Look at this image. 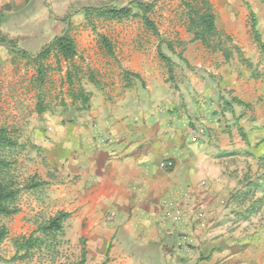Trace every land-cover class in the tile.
<instances>
[{"label":"crops","instance_id":"crops-1","mask_svg":"<svg viewBox=\"0 0 264 264\" xmlns=\"http://www.w3.org/2000/svg\"><path fill=\"white\" fill-rule=\"evenodd\" d=\"M40 1L0 0V27L22 21L14 27L31 24L34 31ZM246 1L264 25V0ZM217 4L225 15L219 25L245 42L239 27L248 9L241 0ZM70 11L58 16L54 35L68 30V19L70 26L84 23ZM1 39L0 84L6 81L10 94L9 80L27 61ZM76 46L73 60L81 57ZM181 55L190 65L174 57ZM213 55L190 43L167 54L172 66L140 50L122 54V67L100 72L67 65L64 105L71 114L42 112L45 123L36 114V197H44L42 210L56 204L71 213L66 226L74 238L88 235L85 264H264V86L242 74L237 60L212 66ZM28 61L35 78L36 63ZM231 70L219 87L215 75ZM16 89L38 103L40 89ZM163 160L174 167H160Z\"/></svg>","mask_w":264,"mask_h":264},{"label":"rangeland","instance_id":"rangeland-1","mask_svg":"<svg viewBox=\"0 0 264 264\" xmlns=\"http://www.w3.org/2000/svg\"><path fill=\"white\" fill-rule=\"evenodd\" d=\"M129 1L131 0H41L39 6L32 13L34 16L32 21L36 20L34 31L31 24L26 25L25 30L22 26L18 29L14 27L22 21L4 23L0 27V30L4 31V35H0V39L8 40L16 48L35 57L55 39L54 29L60 14L71 9L72 15L69 13L67 16L82 15L83 24L68 26V30L71 29V35L79 46L81 57L70 62L58 58L55 53H51L44 60L48 70L42 89L45 106L43 112L47 114L53 112L56 113L54 115H57L59 112L68 109L70 113L71 107L64 105V101L68 97L66 95L68 82L65 75L67 65L73 67L75 65L87 66L100 72L101 68L122 67L124 60L121 55L134 50L146 51L149 52V55L155 53L156 57L164 61L159 55L160 45L166 56L173 54L174 51L183 53L190 43H193L194 46L202 45L206 50L216 55L219 54L218 56L213 55L212 66L217 68L224 64L232 66L237 60L236 65L241 69L242 74L247 71L251 78L257 81L258 85L262 83L264 86V81H261V79L264 80V49L262 46V44L264 45V25H259V23L257 25L261 35L260 42L252 33L253 17L258 21V14L248 5L246 0H241V2L248 9V20L245 27H239V33L243 31L248 39L242 44L234 41V37L226 32L224 25H219V22L224 21L223 16H225L224 13L220 12V7L217 4L220 0L213 2L209 0L217 16L218 28L229 34L233 40L229 55L221 51L213 52L206 48L202 42L193 40L192 33L187 30L185 6L182 4V0H154L153 2L142 3L150 5L144 8H140L138 6L140 2H136L132 4V14L120 18V20L107 19L104 16H92L91 21L94 27L87 20L85 11L77 10L79 8L83 10L98 7L117 8ZM260 12L258 11V13ZM253 13H255L254 16ZM144 15L155 23L159 34H155L147 27L143 19ZM27 22L30 21L27 20ZM10 32L15 33L19 38H11L13 36L9 35ZM98 34L106 35L110 39L117 58L107 54ZM188 36L191 37V40H187L186 37ZM46 42L49 43L46 44ZM174 57L181 63L190 65L187 61L184 63L182 55L179 59ZM26 61L24 73L20 69V72L15 73L9 80L11 85L15 87L14 90L10 91V94L5 90L8 87L6 81H3V86L0 84V125L8 127L11 136L17 142L14 147L0 148V156L10 163V166L4 167L0 172V183H14L18 191L15 199L18 211L11 215L0 214V264H79L83 257V250H86V255L89 252L84 248L88 241V235L78 233L74 238L70 234L72 227L66 226V222H72L70 217L63 222L62 229L59 231L46 233L40 230L50 217L65 210H57L56 204L49 205L42 210L40 201L44 200V197H36V114L38 121L42 120L45 123L48 119L37 111L34 96L26 98L22 95L23 93L16 89L19 86L23 88V86L28 85L31 89L36 88V94L39 91L36 77L33 78L31 74L35 67L27 58ZM164 62L168 65L166 61ZM231 75L232 70L225 76L215 75L214 81L219 87L222 83L227 85ZM3 89L4 91H2ZM32 93L33 90L29 92V94ZM36 101H38L37 95ZM44 126H40V129H43ZM261 145L264 146V141ZM260 162L264 166V154ZM262 181L263 183L261 180L258 182L259 195L264 197V178ZM253 196H255L254 193ZM14 220H16V226L12 228L11 224L15 222ZM79 225L80 223H78ZM84 225L87 223L84 222ZM32 234L42 239V242L36 244L27 257L15 259L14 256L17 251L15 240L23 236L29 237ZM76 236L78 240H76ZM24 251L22 250L20 253L23 254Z\"/></svg>","mask_w":264,"mask_h":264},{"label":"trees","instance_id":"trees-1","mask_svg":"<svg viewBox=\"0 0 264 264\" xmlns=\"http://www.w3.org/2000/svg\"><path fill=\"white\" fill-rule=\"evenodd\" d=\"M136 1H132L128 6H121L117 8L112 7H98V8H86L79 11H85L87 20L90 21V24L93 26L91 21L92 16H104L107 19H118L123 17H128L132 14V4H135ZM182 4L185 6V16H186V25L187 30L192 33L193 40L200 41L213 52L221 51L229 55L231 48L233 46V40L229 34H226L224 31L220 30L217 26V16L213 9V6L209 0H182ZM140 8L149 7V4L138 3ZM254 16V15H253ZM145 24L150 28L155 34H159L155 23L150 20L146 15L143 16ZM252 33L255 36L256 40L261 42V35L257 29V21L253 17L252 24ZM99 40L106 50L107 54L113 58H117L114 46L110 39L103 34H98ZM2 40V39H1ZM5 41L4 39L2 42ZM10 43V42H9ZM13 45L12 43H10ZM230 44V45H229ZM229 45V46H228ZM14 46V45H13ZM263 49L264 45L262 44ZM21 55L28 58L31 62L36 63L37 73H36V82L40 92L38 94V103L37 111L42 113L45 110L43 104V86L46 80L47 75V66L44 62L51 53H55L58 58H63L64 60H73L76 56L79 55L76 41L71 35V29L65 31L63 34L58 35L55 39L48 44L37 56L32 57L27 52L20 49H16ZM159 55L160 57L167 62L168 66H172V59L166 56L162 50L161 45L159 46ZM69 80H71V74H68ZM79 96L83 98V102L86 104L88 98L82 92L79 93ZM11 131L8 127L0 125V148L4 147H14L17 145L15 139L11 136ZM10 166V163L3 159L0 156V172L4 167ZM16 184L11 182L0 183V214L11 215L18 211L16 206V197H17V188ZM71 214L66 211H59L55 216H52L48 221L43 225L40 230L48 233L52 231H59L62 229L63 222L69 218ZM42 239L35 237L32 234L29 237H21L15 240V245L17 248L15 259L25 258L29 255L30 250L40 244ZM25 250L23 254L20 252ZM86 250H83V257L79 264H85L86 262ZM102 264H106L102 263Z\"/></svg>","mask_w":264,"mask_h":264},{"label":"built area","instance_id":"built-area-1","mask_svg":"<svg viewBox=\"0 0 264 264\" xmlns=\"http://www.w3.org/2000/svg\"><path fill=\"white\" fill-rule=\"evenodd\" d=\"M204 132V129H201V133ZM160 167L164 169H172L174 167V162L172 160H163L160 163ZM170 215L175 219L178 220L180 218V211H173Z\"/></svg>","mask_w":264,"mask_h":264},{"label":"water","instance_id":"water-1","mask_svg":"<svg viewBox=\"0 0 264 264\" xmlns=\"http://www.w3.org/2000/svg\"><path fill=\"white\" fill-rule=\"evenodd\" d=\"M132 1L140 2V3H148V2H153L154 0H151V1H148V0H131V1L127 2V3H126L125 5H123V6H128V5H130V3H131ZM69 23H70V20L68 19V20H67V28H68V26H69ZM67 28H66V29H67ZM3 44H4L5 46L11 48V49H14V50L17 49L16 47H13V46H11V45H9V44H7V43H3Z\"/></svg>","mask_w":264,"mask_h":264}]
</instances>
